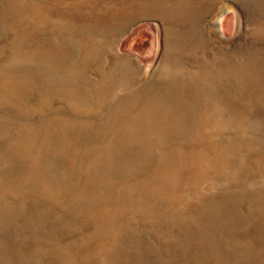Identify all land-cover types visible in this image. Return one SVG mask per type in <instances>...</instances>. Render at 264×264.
Returning <instances> with one entry per match:
<instances>
[{"label": "rangeland", "instance_id": "rangeland-1", "mask_svg": "<svg viewBox=\"0 0 264 264\" xmlns=\"http://www.w3.org/2000/svg\"><path fill=\"white\" fill-rule=\"evenodd\" d=\"M0 264H264V5L0 0Z\"/></svg>", "mask_w": 264, "mask_h": 264}, {"label": "bare ground", "instance_id": "bare-ground-1", "mask_svg": "<svg viewBox=\"0 0 264 264\" xmlns=\"http://www.w3.org/2000/svg\"><path fill=\"white\" fill-rule=\"evenodd\" d=\"M247 2L251 3V5L256 7V8H259L262 5H264V0H247ZM164 9H165V5L162 3V1H160L159 6L155 5V7L153 8V11L162 13L164 11ZM146 10H147V12H150V10L148 9V3H146Z\"/></svg>", "mask_w": 264, "mask_h": 264}]
</instances>
